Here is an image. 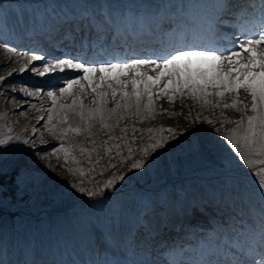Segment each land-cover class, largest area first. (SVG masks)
Wrapping results in <instances>:
<instances>
[{
    "label": "rangeland",
    "instance_id": "374dc122",
    "mask_svg": "<svg viewBox=\"0 0 264 264\" xmlns=\"http://www.w3.org/2000/svg\"><path fill=\"white\" fill-rule=\"evenodd\" d=\"M16 5L17 8L14 9L10 4L5 3L0 8V64L5 65L6 62H11L13 66L12 71L6 69L0 71V77H4L3 81L14 76L13 72H15V78L23 77L25 73L23 71L19 72L20 69H25L30 65L38 67V64L42 61L34 59L26 61V57H22L21 54L15 52V48L5 41L6 33H9L11 26L17 23L18 19H22L27 8H31L27 2H21ZM4 50H7V52ZM13 56L16 59L13 60ZM22 90L23 87L20 86L15 91L14 96L9 95L0 100V110L5 112V115L0 118L4 119L5 116H8L1 134L6 138L8 136L14 137L18 134L17 140L13 142H10V140L9 144L0 145V152L3 151V148H5L6 152L0 155V158L5 159V161H0V172L8 173L18 170L20 197L30 193L42 194L43 198L50 201V205L47 207L53 209L56 207L55 203H57L58 192H52L46 181H52L54 184L58 181L62 183V179L65 178L69 186L76 185L73 189L72 187L69 189L71 196L66 203L67 205L74 200V203L81 201L94 202L96 209L101 213L100 216L106 217L108 222L111 221L113 223L115 221L114 224L116 225L122 224L125 220V225H128V222H130L132 226L135 219L142 217L145 214L142 199L146 197L157 198L158 201L160 200L169 204L172 210L182 212L184 200L182 192L181 194L179 193V189H171L172 191L170 190L168 193H161L155 196L148 192V190L151 192L155 191L158 186H162L163 183H166L171 178V174H176V172H168L166 178L160 181L155 179V172L151 171V155L154 149L149 146L157 143L159 137L153 141L150 134L144 130L147 120L143 118V125H140L141 119L135 120L137 114L124 109L122 110L123 118L117 121L114 117L111 121H108L112 125L110 128H105L100 123L93 122L94 126L88 132H82L80 135L69 134L67 137H60L58 133L49 132V129L53 125H56L57 128L60 125V122H56L54 118L47 126L43 125V129L38 128L42 126L41 123L44 121V115L39 114L34 116L37 109L30 110V108L26 107V103H29V101H27L28 98L26 96H20ZM37 91L38 93L42 92L40 89ZM3 93L4 88L1 87L0 96ZM213 96L212 103L209 105H206L204 102L201 104L193 102L196 104L193 107V111L183 110L178 107L180 104L177 103L164 104L161 107L163 111L160 113L168 119L167 123L169 125L167 129L174 130L173 132H169L165 127L163 131L165 144H163L162 148L164 147V149L160 153L163 155L165 152L166 167L184 166L187 157L194 156L196 151L202 153L200 151L202 147L215 149L220 141L224 140L231 133V130L236 127L234 123H229L228 121L238 120L242 115L239 114L236 108L223 107L225 103L231 104L234 94L223 102L219 108L214 105L222 102L219 100V103L217 101L214 103L217 96ZM246 96L248 98L247 94ZM246 103L249 104L247 115H253L250 110L251 101H247ZM109 107L115 108V104L110 101ZM180 111H182L181 115ZM184 112L186 113L185 117L184 115L182 116ZM42 117L43 119H41ZM209 120L212 121L211 124L208 123ZM2 124L0 122V125ZM61 127H64V125H61ZM82 127L86 128L87 124L82 125ZM20 130L21 132H19ZM112 137L115 139H112ZM24 141H28L29 143L22 148ZM61 144L66 148L72 149L67 161L63 152L53 155V149L59 147ZM116 145H119V148ZM81 148H85L87 151L81 152ZM130 148L132 150L131 153H129ZM145 148H148L147 155L143 151ZM12 151H16V155H18L17 159L20 160L21 158L20 161L18 160V162L14 163L15 161L12 159H6ZM224 151L225 155H228L229 160L223 159L218 161L214 159L206 170L198 172L195 170L187 172L183 170L181 171L182 173H179L180 177L195 178L197 175H201L202 179L205 180H196L197 183L202 185L201 193L206 190L210 193L215 192L216 197L225 195L251 202L255 201L260 206L264 205V195L257 189L247 187L242 180L247 177L251 180H256L258 183L264 180V175H254L261 165L257 164L255 168L249 169L247 164L240 162L241 158H238L233 165L232 162L230 163V160L234 159L235 150L230 146ZM40 154V158H43V161L38 159ZM130 156L131 158H129ZM137 159L145 161L144 168H131L132 163ZM202 162V165H204V161ZM207 163L205 162V164ZM113 164L116 166L112 167ZM232 166L237 170H234ZM80 170H83V175H81ZM121 175L124 176L123 180H116L113 187L105 188L106 181ZM134 184L147 187L148 190L145 189L141 193H138V189L133 188ZM121 186H126L125 190L127 194L116 193V191L121 189ZM80 187L92 191H107L108 195H101L106 199H100L99 195L89 196L87 195V191L80 192L78 190ZM60 188L61 186H59ZM195 190L199 189L195 188ZM66 204H62V207L67 206ZM0 206L5 207H1V211L8 209V212L0 213V233L8 232L11 238H14L16 233H24L23 229L27 228L25 224L37 213L35 207L26 206L20 200L12 203L4 201L1 196V189ZM70 208L75 209L76 207L74 208L72 205ZM16 211L22 213L18 216L11 213ZM60 219L66 223L60 227L66 238L69 237L70 233L73 236V241H76V244L81 248L83 247L86 252H91V249H93V252H97L100 239L96 230L90 224V221H88L87 216L82 213L78 215L64 212ZM152 220H154V217H152ZM110 235L114 241L117 240L114 234L110 233ZM86 243H89V245ZM256 259H260V257ZM144 263L150 264L148 261Z\"/></svg>",
    "mask_w": 264,
    "mask_h": 264
},
{
    "label": "snow or ice",
    "instance_id": "6c2138e0",
    "mask_svg": "<svg viewBox=\"0 0 264 264\" xmlns=\"http://www.w3.org/2000/svg\"><path fill=\"white\" fill-rule=\"evenodd\" d=\"M261 12L264 13V8ZM238 28L241 34H247V38L239 42L238 46L227 49V54L223 52L217 54L214 49L186 48L177 49L162 59L135 58L130 61L105 60L90 63L64 58L54 63L47 62L40 68L33 67L31 71L40 76L67 70L81 73L78 77L68 80L66 86L59 89L62 96L73 97L70 104H57L55 94L48 92L49 96L54 97L55 105L49 111L57 112L60 124L64 125L61 128L53 125L49 131L58 133L60 137H67L69 134L80 135L82 132H88L94 126L93 122L110 128L112 125L108 121L114 117L117 121L123 118L122 110L124 109L133 114L150 112L154 95L167 96L172 102L175 94L182 96L187 91L192 98L201 99L207 104L210 103L208 97L216 95L224 98L226 93L231 92L234 94L231 104L225 103L223 107L236 108L243 115L238 120L228 121L234 123L236 127L231 130L226 139L249 169L255 168L257 164L261 165L254 175H264V16L258 31L249 28L247 21L239 23ZM33 59L41 61L45 58L35 55ZM24 70L20 69V71ZM149 70L155 75H149ZM3 80L4 77H0V82ZM161 84L163 87H160ZM75 86H79L77 92H74ZM241 90L251 98L250 110L253 115H247L249 104L240 100ZM85 94L93 97L91 102L93 106L84 104ZM28 95H35V93L28 92ZM145 97L146 104L143 103ZM109 98L115 101V108L107 107ZM53 118L51 115L48 117L49 123ZM208 123L211 124L212 121L209 120ZM84 124H87L86 128L82 127ZM167 131L174 130L167 129ZM12 139L11 136L0 139V145L8 144ZM112 139L115 138L112 137ZM24 143L29 142L24 141ZM163 143L162 137L160 141L149 147L160 148ZM116 147L119 148V145ZM80 151L86 152L87 149L81 148ZM131 151L130 148L129 153ZM143 151L147 155L148 148ZM60 152L64 153L67 161L72 149L66 148L63 144L53 149V155ZM115 166L112 165V167ZM144 166L145 161L137 159L132 163L131 168L142 169ZM80 171L83 175V170ZM123 179V175L116 176L106 181L105 188H111L116 180ZM72 186L76 187V185ZM258 189L264 195V180L258 183ZM78 190L82 193L87 191L89 196L101 194L99 191L86 190L83 187ZM261 237L260 251L255 254L260 259H255L253 256L251 261H241L239 264H264V221H262Z\"/></svg>",
    "mask_w": 264,
    "mask_h": 264
},
{
    "label": "bare ground",
    "instance_id": "6f19581e",
    "mask_svg": "<svg viewBox=\"0 0 264 264\" xmlns=\"http://www.w3.org/2000/svg\"><path fill=\"white\" fill-rule=\"evenodd\" d=\"M117 1L120 2L121 0H107V2H111V3L117 2ZM122 1H125V2H128V3H133V2L137 1V3H141V4L146 3V2H151L150 0H122ZM154 1H156V0H154ZM186 1L194 2L196 5H201V4L206 5L205 2H211L214 5L219 4V5H222V12H226L227 10H234V9H236V6H241L242 7V5H244L246 2H248L247 0H225V1H223V0H186ZM94 4H95V6L93 8L96 10V9L99 8L98 5H101L102 3L96 4V2H94ZM93 8H90V11H92ZM243 11H244V9H243ZM52 19H54V17L51 18L49 20V22H51ZM56 21H58L57 24H52L53 23L52 22L51 23L52 24L51 27L46 29L47 30L46 32H48V34L50 36L54 35L51 32L58 33L57 37H52L50 39L51 40L53 39L56 43H58V44H56V47H61L62 45L63 46H74L75 45L74 44V40L70 38L71 32H68V33L65 34V26H64V24H61L63 22H61L59 19H57ZM195 24L197 25L198 23L196 22ZM19 25H20V27H24L25 24L19 23ZM67 27H69V26L67 25L66 28ZM22 36H24V32H23ZM61 40H62V43H61ZM4 51L7 52V50H4ZM11 55H13V54H11ZM33 57H34V55H27L26 56V61L27 60H31L32 61ZM14 59H16V58L13 56V60ZM48 62H52V61L48 60ZM45 63H47V61H42L41 64H40V67H42ZM40 67L38 66V68H40ZM32 68H33V66L30 65V66L26 67L23 72L25 74H27L28 76H31V77H40V79L41 78L47 79V78H49L52 75V73H50V74H46L44 76H40V75L36 74L35 72L31 71ZM3 69L12 71L13 70V66H12L11 62H6L5 65H1L0 64V71H2ZM69 71H72V70H67V71L62 72V73L60 72V74L65 75ZM19 72H21V71L19 70ZM5 73H7V72H5ZM13 75L15 76V72H13ZM14 76H12L8 81H3V82L0 83V88L1 87L4 88V93L0 96V100L2 98L6 97V96H9V95L14 96V94L16 93L15 91L18 89V87L22 86L23 90H22V92H20V96H23V97L26 96V98H28L27 101H29V103L28 102L26 103L27 104L26 107L30 108V110L35 109V108L37 109V112H36V114L34 116H37L39 114H43L44 115V121L41 123L42 126H39L38 128L43 129V125L47 126L49 124L48 117L50 115L54 117L56 122L57 121L60 122L58 113L49 111L50 109L55 107V105H54V97L49 96L48 92H52V93L55 94V98H56V103L57 104H59V103L70 104L72 99H73V97L66 96V95L62 96V94L59 91L60 88L66 86V83H65V86L53 85V84H51L53 82V79L50 78L47 81L44 80L43 84L34 82L32 85H29L28 83H24V82L16 79ZM72 79H74V78H72ZM33 87H35V88H33ZM37 88H41L43 91L41 93H38ZM78 88H79V86H75L74 87V92H77ZM28 92L35 93V95H28ZM185 93H187V91H185ZM232 95H233V93H231L230 96H228V93H226L224 99L222 98V100L226 101ZM211 97L207 98L210 101V103H212V99L214 98L213 96H211ZM155 98H157V97L153 96L154 103H153V106H152V110L150 112L149 111H145L142 114H137L135 116V120L141 119L140 125H143V118L145 120H147V123H146V125L144 127V130L150 134L151 139H153V141L157 137H159V141H160V139L162 137H164V133H163V131H160V129H165V127L167 129V127L169 125V123H167V120H168L167 117H164V115L160 113V112L163 111V108H161V107L163 106V104H165V103L168 104V103H171V102L169 101L167 96H163L162 97L161 100H162L163 103L157 102L155 100ZM220 98L221 97L218 96L216 99H220ZM239 98H240V100H242L244 102H246L247 99H248L247 96H246V93H244V92H241V95H240ZM92 99H93V97L90 96V95L85 94L83 96L84 104L88 105L90 107L93 106L92 103H91ZM110 100H111V98H109V103H108L107 107H109ZM175 101H177V104H180V105H178V107L182 108L183 110L187 109L189 111L190 110L193 111V107L197 103L201 104L203 102V100H201V99H197L196 100V99L192 98L188 93H187L186 96L185 95L181 96L179 94H175L173 96V101L172 102H175ZM193 102H195L196 104L193 103ZM113 103L115 104V101H113ZM143 103H145V104L147 103V98L146 97L144 98ZM210 103H207L206 105H209ZM214 103H215V101H214ZM222 104H223V102L219 103V105H220L219 107H221ZM181 113H182V111H180V115H181ZM239 114L243 115L241 112H239ZM183 115L185 117L186 113L184 112L182 114V116ZM235 117H237V116H235ZM72 122H74V121H72ZM3 126H4V123L2 125H0V138L1 139H5L6 138V137H3L4 135L1 134V132H3ZM58 128H61V124L59 125ZM150 129H151V131H149ZM19 132H21V130ZM50 133H53V132H50ZM12 138L13 139L10 142H13V141L17 140L18 139V134H17V136H14ZM151 143H153V142H151ZM163 144H165V142ZM230 146L231 145L228 143L227 139L224 138V140H221L219 145L215 149H212V148L206 149L205 147H202V149L200 150L202 153H199V152L196 151L194 153L195 155L191 156V157H187L186 158V163L184 164V166H180V167H177V166L176 167H172V166L166 167V165H165L166 164V162H165L166 161L165 152H164L163 155L160 153V152H162L164 147L163 148L162 147L155 148L154 150H152V155H151V157H152L151 158V171L155 172V176H156L155 179L158 180V181L162 180L163 178H166L167 173L168 172L170 173V171L176 172V174H171V178H175L176 176H180L179 173H182L181 171H183V170H186V172L189 171V170H195L196 172L204 171V170H206L208 168L209 165L212 164L214 159H216L218 161H221L223 159L229 160V157H228V155H225V153H224L225 151L224 150L226 148L230 147ZM3 147H6V146H3ZM4 149L5 148H3V151L0 152V155H2L3 153H6ZM234 154H235V157H233V155H232V157L234 159L230 160V163L232 162L233 165L236 163L235 161H237V159L240 158L239 154L236 151L234 152ZM17 156L18 155H16V151H12L10 156L8 158H6V159H12L13 161H15L14 163H16V161L18 162V160H19V159H17ZM35 156H37V155H35ZM40 156H41V154L38 156V159L43 161V158L41 159ZM20 160H21V158H20ZM240 160H241L240 162H242L243 164H246L244 162V160H242V159H240ZM0 161H5V159H3L1 157ZM202 161H204V165H202L203 164ZM205 162H208V163L205 164ZM232 168L234 170H237L234 166H232ZM246 180L250 183L251 186H252V184L253 185H258V182L256 180H254V179L251 180L250 178L247 177ZM58 183H60V182L58 181V182H56L54 184V183H52V181H46V184L50 187L52 192H55V191L58 192V194H57L58 196H57V200H56L57 203H55L56 204V208L54 209V211H67V213H69V214L70 213H73V214L82 213L85 216H87L89 219H91L93 216H95V218H98V216H100L101 213H99V210L96 209L94 202L81 201L79 203H74L75 202V200H74V201H72L71 203H69L67 205L66 203L68 202V200L70 199V196H71L70 193H69V189L71 187L73 189V186H69L68 185L69 183L67 182V180L65 178L62 179V183H60L59 185H58ZM59 186H61L60 189H59ZM190 186H192L194 188H197L199 190L202 189V185L197 183V182H194V181L191 182ZM183 200L182 201L184 203H186L187 199L184 198ZM237 200H239V199H237ZM158 203H160V202H158ZM158 203H157V205H158ZM62 204H66L67 206H63L62 207ZM164 204L165 203H162V205H164ZM72 205L74 206V208L75 207L76 208L75 209H71V210L68 209ZM58 215H60V217H61L63 215V213H61V214L58 213ZM30 222L31 221H29V223ZM63 223H61V224L63 225ZM119 223H120V221H119ZM121 226L123 227V223L122 224L120 223V225H118V224L117 225L114 224L112 226L110 225L108 227V229H107V230H109L110 233L114 234L115 238L117 239L116 242L119 245H121V243H122V237H121L122 236V231H121L122 229H121ZM51 227L53 228L52 236H54L56 238V244H53L50 238H48V239L46 238L43 241V243H41V245L39 246V253L37 255L43 256L44 258H46V257H50L51 258L52 257L51 256L52 252L53 251H57V250H59L61 248V247H58V245L61 246V244H62L64 246H66L67 245V240L73 246H75V243H76V241H73V236L70 233H69V237L65 239L64 235L62 233H60L53 224H51ZM23 231H24L23 237L24 238L29 237V232L27 230H24V229H23ZM48 231H50V230H48ZM48 231H47V235H48ZM105 235H107L106 232H105ZM22 242H24V241H22ZM29 243H30V240L28 241L27 244H29ZM6 244H8V245L11 244V240L9 239L6 242ZM86 244L89 245V243H86ZM104 247L107 248V245L105 244ZM91 250H92L91 252L93 253V249H91ZM26 256H27V258H30V257H32V253L28 252ZM43 257L39 258L36 262L44 263L42 261Z\"/></svg>",
    "mask_w": 264,
    "mask_h": 264
},
{
    "label": "trees",
    "instance_id": "16d2710c",
    "mask_svg": "<svg viewBox=\"0 0 264 264\" xmlns=\"http://www.w3.org/2000/svg\"><path fill=\"white\" fill-rule=\"evenodd\" d=\"M0 188L5 198L15 200L18 198L19 185L17 182V172L0 173ZM35 201V197H33ZM24 201L28 200V197L23 198ZM37 202V201H35Z\"/></svg>",
    "mask_w": 264,
    "mask_h": 264
}]
</instances>
